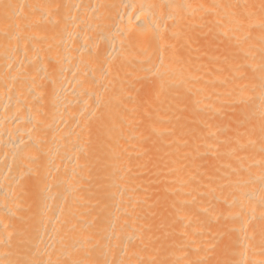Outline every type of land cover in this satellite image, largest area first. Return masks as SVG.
<instances>
[{"label": "bare ground", "instance_id": "6f19581e", "mask_svg": "<svg viewBox=\"0 0 264 264\" xmlns=\"http://www.w3.org/2000/svg\"><path fill=\"white\" fill-rule=\"evenodd\" d=\"M0 264H264V0H0Z\"/></svg>", "mask_w": 264, "mask_h": 264}]
</instances>
